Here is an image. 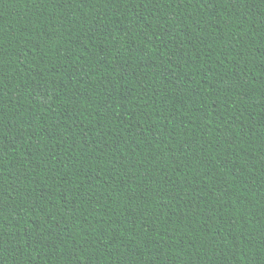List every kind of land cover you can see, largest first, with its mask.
Listing matches in <instances>:
<instances>
[{
	"label": "trees",
	"instance_id": "trees-1",
	"mask_svg": "<svg viewBox=\"0 0 264 264\" xmlns=\"http://www.w3.org/2000/svg\"><path fill=\"white\" fill-rule=\"evenodd\" d=\"M0 264H264V0H0Z\"/></svg>",
	"mask_w": 264,
	"mask_h": 264
}]
</instances>
